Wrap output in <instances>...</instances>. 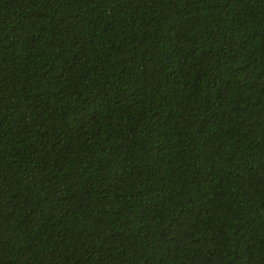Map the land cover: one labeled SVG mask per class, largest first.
<instances>
[{"label": "trees", "instance_id": "16d2710c", "mask_svg": "<svg viewBox=\"0 0 264 264\" xmlns=\"http://www.w3.org/2000/svg\"><path fill=\"white\" fill-rule=\"evenodd\" d=\"M0 264H264V0H0Z\"/></svg>", "mask_w": 264, "mask_h": 264}]
</instances>
